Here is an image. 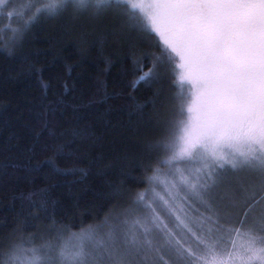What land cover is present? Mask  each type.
<instances>
[{
	"label": "snow or ice",
	"instance_id": "6c2138e0",
	"mask_svg": "<svg viewBox=\"0 0 264 264\" xmlns=\"http://www.w3.org/2000/svg\"><path fill=\"white\" fill-rule=\"evenodd\" d=\"M29 7L24 24L8 29L21 45L35 25L69 13L110 19L133 49L153 34L159 54L136 61L137 83L179 72L188 85L181 117L190 104L188 121L172 122L182 127L179 138L149 145L146 174L131 178L143 189L118 193L128 201L119 214L39 246L14 229L0 240V264H264V0H36ZM10 8L0 0L5 18L14 16ZM44 147L62 154L63 146ZM49 230L62 240L67 226L53 217Z\"/></svg>",
	"mask_w": 264,
	"mask_h": 264
},
{
	"label": "trees",
	"instance_id": "16d2710c",
	"mask_svg": "<svg viewBox=\"0 0 264 264\" xmlns=\"http://www.w3.org/2000/svg\"><path fill=\"white\" fill-rule=\"evenodd\" d=\"M8 2L14 16L0 12V240L16 229L34 243L60 241L51 218L67 226L66 238L119 214L123 189H143L131 178L146 174L149 145L177 129L184 95L177 72L137 83L136 61L159 54L153 34L133 49L110 19L69 13L35 25L21 45L8 29L24 24L36 0ZM149 100L159 102L141 107ZM52 144L62 154L45 149Z\"/></svg>",
	"mask_w": 264,
	"mask_h": 264
},
{
	"label": "rangeland",
	"instance_id": "374dc122",
	"mask_svg": "<svg viewBox=\"0 0 264 264\" xmlns=\"http://www.w3.org/2000/svg\"><path fill=\"white\" fill-rule=\"evenodd\" d=\"M179 76H180V73L177 72V79H178V83H179L180 91H181V93H182L184 96H186L187 91H188V85H187L186 83L183 84V85H181V83H180V81H179ZM178 104L180 105V109H181V101L179 102V100H178ZM189 104H190V100H187V101L184 103V105H183V112H184L185 116H184V114H183V117L179 118L180 120L183 119L185 122L188 121V112H187V108H188ZM180 109H179V112H180ZM176 128H177V129L175 130L174 134H175L176 138L178 139L179 136L182 134V127L178 126V127H176ZM185 166H186V167H195L196 165L193 163V164H188V165H185ZM103 222H104V221H103ZM103 222L99 223L98 225H103ZM101 230H102V231H105L106 229L102 228ZM79 232H80V230L77 231V232H75V233H79ZM71 234H72V233H71ZM71 234H70L69 236H67L66 238H65V237H62V240H60V241H55V242L59 243V242L67 241V240H69ZM236 239H237V243H238V244L243 243V239H242V238H236ZM49 242H53V241H49ZM44 243H47V242H39V243H34V244H35L36 246H39V245L44 244Z\"/></svg>",
	"mask_w": 264,
	"mask_h": 264
}]
</instances>
